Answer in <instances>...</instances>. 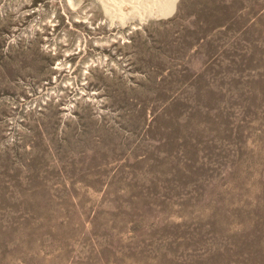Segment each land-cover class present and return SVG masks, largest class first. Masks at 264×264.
Returning a JSON list of instances; mask_svg holds the SVG:
<instances>
[{"label": "rangeland", "instance_id": "374dc122", "mask_svg": "<svg viewBox=\"0 0 264 264\" xmlns=\"http://www.w3.org/2000/svg\"><path fill=\"white\" fill-rule=\"evenodd\" d=\"M0 264H264V0H0Z\"/></svg>", "mask_w": 264, "mask_h": 264}, {"label": "bare ground", "instance_id": "6f19581e", "mask_svg": "<svg viewBox=\"0 0 264 264\" xmlns=\"http://www.w3.org/2000/svg\"><path fill=\"white\" fill-rule=\"evenodd\" d=\"M104 10L111 14L128 18L157 16L168 9L170 0H98ZM129 8L130 10L125 11Z\"/></svg>", "mask_w": 264, "mask_h": 264}]
</instances>
